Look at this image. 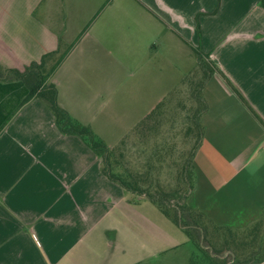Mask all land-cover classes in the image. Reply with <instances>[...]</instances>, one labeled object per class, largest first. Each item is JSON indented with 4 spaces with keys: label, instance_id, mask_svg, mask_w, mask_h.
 Masks as SVG:
<instances>
[{
    "label": "crops",
    "instance_id": "0c3cea01",
    "mask_svg": "<svg viewBox=\"0 0 264 264\" xmlns=\"http://www.w3.org/2000/svg\"><path fill=\"white\" fill-rule=\"evenodd\" d=\"M126 1L133 7L122 6ZM261 1L0 0V65L23 71L59 44L69 49L49 80L58 106L104 143L105 133H113L115 125V138L105 143L108 148L128 137V142L143 143L142 156L151 158L156 153H148L147 145L168 110H177L182 94L177 87L184 75L175 74L179 80L170 92L172 101L166 95L154 108L146 71L138 73L142 85H110L106 79L125 76L103 69L105 31L115 33L122 25L139 33H163L172 52L182 57L179 43L196 64L195 52L201 53L214 69L208 79L216 87L209 89L208 82L201 95L207 109L196 121L188 204L213 227L244 232L264 219ZM117 10L129 17L115 22ZM127 44L132 47L127 53L137 51L139 44ZM156 46V41L146 43L143 55L150 56ZM27 94L22 82H0V264H65V259L69 264L68 257L87 238L115 236V203H127L130 194L103 175L101 159L79 137L60 133L45 102L24 103ZM105 106L115 114L103 112ZM130 206L146 203L136 205L130 198ZM106 219L109 226L99 228ZM165 247L157 252L165 253Z\"/></svg>",
    "mask_w": 264,
    "mask_h": 264
},
{
    "label": "rangeland",
    "instance_id": "374dc122",
    "mask_svg": "<svg viewBox=\"0 0 264 264\" xmlns=\"http://www.w3.org/2000/svg\"><path fill=\"white\" fill-rule=\"evenodd\" d=\"M127 3H130L129 7H133V4L127 1L122 6H126ZM123 17L129 16L117 10L115 22L116 20L122 22ZM114 32L105 31L104 46L101 49L104 58L103 69L111 73L122 72L125 77L106 79L110 85L123 87L130 85L131 82H135L136 86L142 85L144 80L140 77L142 74L138 73L146 71L149 78L145 79V84L151 89L154 108L156 102L166 95H169L168 101H172L173 94L170 92L175 89L174 85L179 80L175 78V74L184 75L182 83L177 87L182 91L175 106L177 110L175 108L168 110L164 125L161 129L158 127L153 130V140L147 145L148 153L151 151L156 155L151 158L144 157L141 153L144 150L141 143L126 142L121 147L124 154L123 165L140 177V183L142 182L141 185L146 191L149 193L160 191L168 196L170 205L177 212L174 216L178 217L181 225L185 226L197 241L198 248L203 249L205 255L209 257L208 264H264V219L244 232H229L213 227L189 208L188 178L183 174V168L187 165L186 174L189 176L190 158L196 138V131L190 132L189 129L193 127L192 123H196L203 107V112L207 109L201 104L200 96L210 80H205L207 74L211 72L210 64L205 58L196 64L190 51L185 46L181 47L179 43L182 57L172 52L173 47L170 43L163 41L167 37L163 33L154 31L139 33L138 30H130L122 25L115 27ZM151 40L157 42L156 51L151 53V57L144 56L143 46ZM127 41L139 44L138 49L135 48L137 50L135 53H127L132 49ZM175 54H178V57H175ZM133 73H137L135 78L127 77ZM202 84L204 85L200 94ZM207 87L214 89L216 85L210 81ZM107 106L103 108V112L111 109L115 114V109ZM112 129L113 133L104 135L106 144L115 138V125ZM130 198L136 205L146 203V206L128 208ZM130 198L127 199V203L125 201L115 203V236L112 232L105 234L104 238H87L82 247L68 257L69 264H190L195 246L191 242H186V235L182 230L148 199L144 198L145 200L137 202L134 196L130 195ZM161 220L166 226L159 223ZM107 226L109 223L106 219L99 228L106 229ZM194 226H197V229ZM97 235L99 234H95ZM175 242L181 243L177 248L166 251L168 246ZM162 247H165L166 252L158 253ZM64 262L68 264L66 259Z\"/></svg>",
    "mask_w": 264,
    "mask_h": 264
},
{
    "label": "trees",
    "instance_id": "16d2710c",
    "mask_svg": "<svg viewBox=\"0 0 264 264\" xmlns=\"http://www.w3.org/2000/svg\"><path fill=\"white\" fill-rule=\"evenodd\" d=\"M260 5L264 8V0L261 1ZM196 29L197 32L200 34V28L198 23ZM68 51L69 49H63L62 46H60L59 44L55 51L43 55L38 62L31 63L23 71L6 69L0 65V82H22L28 91L24 103L32 99H39L45 102L54 117L55 125L60 131V133L63 135H73L79 137L101 159L103 164V175L110 182L117 184L124 191L134 197H143L152 202L165 217L171 220L176 226H178L182 230V232L186 235L188 242H191L195 246V251L198 250L199 244L197 243V241H195L189 231H187V228L181 225L180 221L178 220V217L176 218V216H174L177 214V212L173 209V206L170 205L167 198L168 196L160 191L155 193H149V191H146V189L143 188L141 185L142 182L140 183V177L134 175L132 171L130 172L128 168L123 165L122 160L124 158V154L121 147L126 144V142L128 143V137H125V139H123L117 146L113 148H108L106 144L100 138H98L89 127L79 124L58 106L57 90L52 83H48V80L52 77L54 72L63 62V60L67 56ZM195 54L197 58L201 61L205 58V56H203L199 52H195ZM213 70L214 69L211 68V72L207 74L205 80L211 76ZM227 83L231 87L230 83ZM203 85L204 84H202L200 88V94ZM231 89L237 95H239L235 91V89H233L232 87ZM201 104L204 106L203 102ZM159 108L160 107H157L150 115H148L147 119L154 117ZM203 110L204 107L198 116L202 114ZM196 124L197 123H192L193 127L189 129L190 132L196 131L195 137L196 134H199L198 126ZM142 127L143 125L141 123V125L137 127V129L142 130ZM196 142L197 140L195 138V146ZM186 173L187 165L183 168V174L188 178L187 185L188 191L190 192V190L192 189L191 168L189 176ZM144 177L146 176L144 175ZM195 213L198 214L197 212ZM198 215L204 219L201 214ZM194 227L197 229V226ZM195 251L191 253L190 264L209 263L210 259L207 255H205L203 249H199L198 252Z\"/></svg>",
    "mask_w": 264,
    "mask_h": 264
}]
</instances>
